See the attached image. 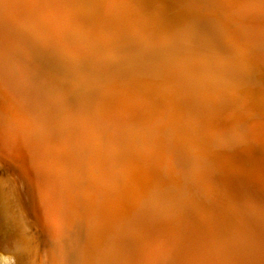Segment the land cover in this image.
Segmentation results:
<instances>
[{
    "label": "bare ground",
    "instance_id": "obj_1",
    "mask_svg": "<svg viewBox=\"0 0 264 264\" xmlns=\"http://www.w3.org/2000/svg\"><path fill=\"white\" fill-rule=\"evenodd\" d=\"M246 6L244 7L248 8V5ZM213 7L217 8L218 6L216 7L213 4ZM155 8L157 9L155 10ZM173 8L167 7L160 0H0V154L3 156L1 160L3 161L2 163L6 162L13 166L14 169L17 167L15 165L17 162L27 172L30 182L28 183L26 179H23L25 186L22 187L21 194L26 200L25 204H27L29 213L35 220L36 214L30 207L32 204H30L31 183L38 186L36 189H40L38 196L39 199H43V208L41 210H44V212L42 210L43 214L41 217H45L44 224H49L54 233L51 251H49L51 252L50 259L47 258L50 260V264H264V202L257 211L258 216L254 217V219L252 218V221L247 218L243 219L234 216L229 210H218L215 205L210 207L209 205L212 203L210 202L209 205L207 203L210 208L208 207L206 215L200 214L201 212L194 213L195 210L193 214H185L186 216L182 218L185 221L184 230H178L179 227L174 229L169 225L166 226L158 222L147 224L145 218L151 215L152 212L145 218L141 216L142 213L139 215L141 217L139 219L143 220V222L141 221L143 223L141 228H137L130 234L124 233L125 231L123 232L122 230L123 226L127 225V222L135 220L136 224L138 223V218L134 219L133 214H137L138 211L140 213L143 210L142 207H144L145 202L142 205L139 201L142 202L141 198L145 197L149 188L147 182L155 174L154 169L151 168L152 163L149 160L146 161V159L151 158L153 149L148 151L146 150L148 143H141L145 138L141 134V129H143L142 127L144 129L148 128L149 132L154 129L159 132L162 129V126L157 124V118L160 117L158 113L164 111L161 103L166 100L168 103L170 100L173 102V106H175L174 104H176V107L180 105V109H184L181 108V105L182 107L187 106L186 101L190 99H187L190 97L189 94H194V96H191L194 98L196 96L194 100L201 103L204 102V108L207 107L208 102H213L211 96L215 97V95L227 93L228 95L240 97L241 92L243 93L244 89L250 84L252 73H255V75L260 73L264 76V62L256 63L253 57L248 56L246 53H253L254 50L246 47L245 44L239 47L234 46L235 48L229 51L223 59L220 56L217 58L216 56L206 57L199 61L198 64H194L192 62L194 58H192L191 48L185 45L192 40V37L187 35L188 31L183 29L184 37L182 40L185 47L182 50H177L178 42L180 41L176 40L172 30L165 29L168 27L166 25L167 22L171 24L170 21H172L173 14L171 16L170 13L173 12ZM198 10L200 11L201 9ZM253 12L251 11L252 14ZM168 15L172 17L169 21L167 20L169 19L167 18ZM216 18L219 19V16ZM193 19L195 18L193 17ZM195 33L197 34L198 32ZM257 34L255 32L251 36L254 37ZM251 36L248 38L251 39ZM142 39L154 42L157 46L156 49H149L140 53L137 57L124 56V59L120 56L118 49V55L115 52L120 43L131 40L133 42H135L134 40L142 41ZM249 42L252 47H259L264 56V37H260L257 41L251 39ZM139 43V41L138 43L135 42L136 46L138 44V47H140L144 41L140 46ZM257 45L259 46L257 47ZM124 48L127 49V45ZM111 53L118 57L116 56L115 58ZM97 54L100 57H97ZM242 54L245 55L243 56ZM89 55L94 58L86 60ZM101 55H104V57L101 58ZM112 59L114 64L112 63L113 66L111 72H109L108 62ZM245 64H247V67ZM192 74H194L193 77L191 76ZM166 77L176 81L172 83L173 87L168 85L171 79L164 83ZM263 81L260 84H263ZM254 82L256 81L252 83ZM163 84H166L164 88ZM179 84L182 85L179 86ZM260 91L261 93L256 91L253 103L256 101L258 102L257 104L264 103V92L262 93L264 89ZM165 92L167 93L165 94ZM165 95H167V99ZM162 99L165 100L161 102ZM176 101L177 103H175ZM189 101L193 108V101ZM216 101L218 102V100ZM206 102L207 104H205ZM237 103L239 102L237 101ZM169 104L171 103H168V106ZM213 104L216 105L217 103L213 102ZM213 104L211 103L212 106ZM234 104L236 103L234 102ZM195 105L197 104L195 103ZM232 107H230V110ZM240 107L242 108V106ZM220 108L224 107L220 106ZM194 109L192 111H195ZM217 109L218 107L215 111ZM171 110L173 109L171 108ZM203 111L204 113L207 112L205 108ZM244 111L247 110L244 109ZM207 113L206 115L211 114ZM170 115H172V112ZM188 117L190 118L192 115ZM188 117L185 116L186 120ZM179 119L175 118V120ZM200 121L204 122V120ZM164 122L161 123L160 121L159 123L166 126L167 121L165 119ZM194 122H196V119H193ZM209 122L211 123V121ZM171 123L169 126L173 128ZM193 123L190 121V123L187 122L186 126H177L178 128L176 127V130H173L174 136L179 139L180 135H185L187 139L181 136L184 142L188 141V139L195 141L194 139H197V134L201 131H198L197 127L199 126ZM229 123L232 124L230 121ZM202 126H208V123L205 126L202 123ZM221 126L222 128L224 127L222 124ZM201 127H199L200 130H202ZM263 127V124H257L253 126V130L257 132ZM206 128H209V126ZM248 128L250 127L246 129ZM235 131H233L234 134ZM218 132L220 133L217 130L216 133ZM249 132L246 133L249 134ZM9 136L13 137V145L11 146H14L10 152L8 151L9 146L5 145ZM230 137L232 138V135ZM245 137L248 136L246 135ZM245 137L239 138L240 141L247 143ZM256 137L257 142L259 136ZM225 138L227 140V137ZM219 140L221 139L219 138ZM162 141L164 142V140ZM209 141L205 140L203 143L206 142L210 146L212 143L210 141V144ZM212 142L214 143V140ZM157 143L159 144V142ZM187 143L190 146V143ZM218 144L220 143L218 142ZM251 144L253 145L252 142L249 145ZM186 145V143L183 144V146ZM201 146L203 145L201 144ZM221 146L223 145L221 144ZM252 148H250L251 151L253 150ZM223 149L225 150L226 148L223 147ZM166 150L167 148L165 147L164 154ZM193 150L195 148L191 151ZM217 152L216 150V154H209L212 156L209 161L205 159L204 155L203 158L202 156L198 157L199 155L194 156V158L197 157L195 159L197 162L204 159L202 160L204 163L203 169H208L207 171H210L209 169L218 170L222 184L227 185V183L235 179V174L242 175L245 169L243 170L236 165L235 160H232L229 156L223 155V151ZM192 154L195 155L194 151ZM236 155L238 158L239 154L236 153ZM233 156L235 155L233 154ZM194 158L192 159L194 160ZM247 158L250 159V157ZM174 163H172L173 166H175ZM250 165L252 166V163ZM240 166L242 165L240 164ZM193 169L189 174L194 173ZM195 169H198V165ZM163 170L165 169L163 168ZM178 170L180 171L181 169ZM202 170L200 169V171ZM172 171L169 175L177 178L179 175H176L177 173H175L173 168ZM14 172H17L16 174L19 178L22 177L19 171ZM184 172H186V169ZM184 172L181 171L182 174ZM201 173L203 171L199 172V175ZM161 175L164 174L162 173ZM8 177V172L0 168V181H3L1 187H6ZM205 177L207 178V176ZM210 179L212 180V178ZM161 181L164 182L163 179ZM207 183H209L208 180ZM179 184L176 186H179ZM163 185L165 186V184ZM217 185L219 187L218 183L215 187ZM219 191L217 194H219ZM152 192L150 196H153ZM168 192L170 194V191ZM226 192L228 191L226 190ZM223 193L222 196H224ZM203 198L206 200L207 197ZM18 199L15 201L16 203ZM87 199L88 201H86ZM118 199H132L133 202L129 200L127 203H120L117 202ZM152 200L153 203L156 198ZM156 201H159L158 197ZM156 201L153 205L157 204ZM194 201L196 200L194 199ZM192 204L194 203L192 202ZM12 205L14 207V204L9 205L11 209ZM153 205L152 208H154ZM3 207L0 205V264H43L40 257L42 253L40 252V255H38L35 250L33 238L20 218L19 212L13 216L11 215L7 220L4 218ZM145 207L147 208V206ZM164 207L166 208V206ZM191 209H196V207ZM202 209V212H204L203 206ZM41 210L39 208V211ZM94 211L96 212L95 216L92 215ZM132 212L134 213L131 214ZM170 212L169 210V214H172ZM175 214L178 213L175 212ZM37 226L38 233L43 232V229H41L43 226L41 227L39 223ZM34 230L36 231V229ZM55 241H58L59 244H56ZM46 264L48 263L46 262Z\"/></svg>",
    "mask_w": 264,
    "mask_h": 264
},
{
    "label": "rangeland",
    "instance_id": "obj_2",
    "mask_svg": "<svg viewBox=\"0 0 264 264\" xmlns=\"http://www.w3.org/2000/svg\"><path fill=\"white\" fill-rule=\"evenodd\" d=\"M162 3H165L166 5H167V7H171V8H173V6H174V10H173V12L172 13H170V15L171 14H173V18L172 17H170V15H168L167 16V18H169V19H167L168 21L169 20H171V18H172V21H170V23L171 24H169V22H167V24L166 25H168V27H164L166 30H172V32H173V34H174V36H176V40L177 41H180V42H178V48H177V50H182L185 46H183V37H184V34H183V29L184 30H187L188 32H187V35H189V36H191L192 37V40H193V42H189L188 44H185L186 45V47H189V48H191V54H192V58H194L193 60H192V62L194 63V64H198L199 63V61H202V59L203 58H206V57H212V56H216V58L218 57V56H220L221 57V59H223V58H225L226 56H227V54H228V52L229 51H231L233 48H235L234 46H242L243 44H245L246 45V47H248V48H251V49H253L254 50V52L252 53V52H247L246 54L248 55V56H250L251 58L253 57V60H255V62L256 63H263L264 62V56H263V52H261L260 50L261 49H259V45H257V47L258 48H256L255 46L254 47H252V45H251V43L249 42V40H255V41H257V40H259V38L260 37H264V0H227V1H220V0H200V2H199V0L197 1V0H187V1H185V0H160ZM173 1V2H172ZM194 1V2H193ZM202 1V2H201ZM231 1V2H230ZM252 1V2H251ZM171 2H172V4H171ZM193 2V3H192ZM221 2V3H220ZM246 4H245V3ZM250 2V3H249ZM260 2V3H259ZM205 4V5H204ZM213 4H214V6H218L217 8H215V7H213ZM219 4H220V6H219ZM251 4H252V7H251ZM246 5H248V8H246L247 6ZM255 5V6H254ZM258 5V6H257ZM225 6V7H224ZM244 6H246V7H244ZM254 7H255V9H254ZM259 7V8H258ZM180 8V9H179ZM219 8V9H218ZM236 8V9H235ZM157 8H155V10H156ZM198 9H201L200 11L198 10ZM242 9H243V11H242ZM169 10V9H168ZM206 10H207V12H206ZM219 10V11H218ZM230 10V11H229ZM233 10V11H232ZM247 10V11H246ZM257 10V11H256ZM198 11V12H197ZM224 11V12H223ZM239 11V12H238ZM251 11L253 12V14L251 13ZM192 12V13H191ZM223 12V13H222ZM227 12V13H226ZM231 12V13H230ZM198 15V17H197V15ZM245 15H244V14ZM227 14V15H226ZM178 16L177 18H176V16ZM195 15V16H194ZM247 15V16H246ZM254 15V16H253ZM191 16V17H190ZM195 18V19H193V17ZM219 16V19L218 18H216V17H218ZM231 16V17H230ZM242 16V17H241ZM180 17H182L183 18V20H182V18L180 19ZM215 17V18H214ZM236 17V18H235ZM241 17V18H240ZM245 17H246V19H245ZM176 18V19H175ZM179 18V19H178ZM191 18H192V20H191ZM197 18H199V19H197ZM185 19V20H184ZM202 19V20H201ZM241 19V20H240ZM245 19V20H244ZM251 19V20H250ZM253 19H254V21H253ZM174 20V21H173ZM198 20H199V22H198ZM205 20V21H204ZM217 20V21H216ZM232 20V21H231ZM236 20V21H235ZM238 20V21H237ZM183 21V22H182ZM186 21V23H184ZM216 21V22H215ZM229 21V22H228ZM231 21V22H230ZM244 21V22H243ZM250 21V22H249ZM252 21V22H251ZM249 22V23H248ZM184 23V24H183ZM244 23V24H243ZM175 24V25H174ZM178 24V25H177ZM186 24H187V26H186ZM205 24V25H204ZM246 24V25H245ZM247 24H249V25H247ZM185 25V26H184ZM239 25V26H238ZM242 25V26H241ZM163 26H165V25H163ZM172 26V27H171ZM175 26H178V27H175ZM249 28H248V27ZM182 27V28H181ZM192 27V28H191ZM196 27V28H195ZM195 28V29H194ZM199 28V29H198ZM176 29V30H175ZM241 29V30H240ZM250 29V30H249ZM178 31V32H177ZM180 31V32H179ZM216 31V32H215ZM195 32H198L197 34L195 33ZM255 32H257L258 34L257 35H255L254 37H252L251 35L253 34V33H255ZM263 32V33H262ZM201 33V34H200ZM196 34V35H195ZM193 35V36H192ZM200 35V36H199ZM248 35V36H247ZM198 36V37H197ZM251 36V39L250 38H248V37H250ZM258 36V37H257ZM200 37V38H199ZM208 37V38H207ZM247 37V38H246ZM181 38V39H180ZM196 39H198V40H196ZM245 39H247V40H245ZM218 40V41H217ZM237 40V41H236ZM136 43H138V41L140 42L139 43V46L141 45V43H143V41H144V43L142 44L143 45V48H142V45L140 46L141 47V49H140V47H138V44H137V46H136V44H135V42H133V40H131V41H128V42H125V43H120V44H118V46H117V48H116V50H115V52L117 53V52H119L120 51V56L121 57H123L122 59H124V56H127V57H130V58H132V57H137V55H139L140 53H143V52H146V51H148L149 49H156V44L154 43V42H152V41H148V40H145V39H142V41L141 40H134ZM200 41H202V42H200ZM207 41H209V42H207ZM242 41V42H241ZM131 43H132V45H131ZM190 43H191V45H190ZM248 43V44H247ZM130 44V45H129ZM236 44V45H235ZM124 45V46H123ZM127 45V49L126 48H124L125 46ZM130 46V48H129V46ZM211 45H214V46H211ZM134 46H135V48L136 49H138V50H136L135 48H134ZM208 46V47H207ZM122 47V48H121ZM181 47V48H180ZM214 47V48H213ZM220 47V48H219ZM245 47V46H244ZM124 48V50L126 51H122V49ZM199 48V49H198ZM219 48V49H218ZM117 49L119 50V51H117ZM130 49V50H129ZM147 49V50H146ZM158 50H159V48H157ZM212 49V50H211ZM215 49V50H214ZM132 50H134V51H132ZM161 50V49H160ZM132 51V52H131ZM205 51V52H204ZM114 52V51H113ZM114 52V53H115ZM200 52V53H199ZM114 53H111L115 58H116V56L118 55V53H117V55H115ZM124 53V54H123ZM196 53V54H195ZM244 53V52H243ZM135 54V55H134ZM55 55H56V53H55ZM98 55V54H97ZM97 55H95V56H97ZM134 55V56H133ZM198 55H199V57H198ZM243 56L245 55V54H242ZM242 56V57H243ZM90 57V58H89ZM97 57H100V55H98ZM97 57H95V58H97ZM102 57H104V55L102 56L101 55V58ZM118 57V56H117ZM121 57H119V59H121ZM86 58V57H85ZM92 58H94L92 55H89L88 56V58H86V60L87 59H91L92 60ZM100 58V59H101ZM106 58V57H105ZM108 58H109V56H108ZM126 58V57H125ZM106 60V59H105ZM216 60V59H215ZM113 61V59L110 61L111 62V64H110V62H108L109 64H108V70L110 69V71L109 72H111V69H112V66H113V64H114V62H112ZM212 62V61H211ZM113 63V64H112ZM248 63V62H247ZM242 65H244L243 63H242ZM245 66L247 67V64H245ZM263 67V66H262ZM181 68V67H180ZM264 69V68H263ZM262 68H261V70H263ZM254 70V69H253ZM255 71V70H254ZM264 71V70H263ZM257 75H259V76H257ZM192 77L194 76V74H192L191 75ZM263 74H258V73H256V75H255V73H252L251 74V80H250V84H248V87L246 88V89H244V92L242 93L241 92V94H242V97H241V94H240V97H235V96H233V95H228L227 93L225 94V96H224V94H218V95H215V97H212L211 96V98H213V102H215V103H217L216 105L215 104H213V102L211 101V103L213 104V106L211 105V103H209L208 102V104H207V102L205 103V104H207V107H204L206 110H207V112H205L204 113V111H203V106H204V102H200V101H197V100H194V99H196V96H195V98L194 97H192V96H194V94H189L190 95V97H188L187 99H189V100H191V101H193L192 103H193V108L191 107V105H190V101L189 100H187L186 101V105L187 106H185V107H182V105H181V108H184V109H180V105H178V107H176V104H174L175 106H173V102L172 101H170L169 100V98H168V100H169V102L168 103H171V104H169V106H168V103L166 102V101H164L165 99H162L161 100V102L162 101H164V102H162L161 104H162V109H163V107H164V111H160L159 113H158V115L160 116V117H158L157 118V120H158V122H157V124H159L160 126H162L161 128V130L158 132V130H156V129H154V130H151L150 132H149V129L148 128H146V129H144V127H142L143 129H141V134H142V136L143 137H145L144 139H143V141H141V143L142 144H145V143H148V145H146L147 146V148H146V150H148V151H151L152 149V156H151V158H149V159H146V161H150L151 163H152V166H151V168L152 169H154V172H155V174H153V176L151 177V179L147 182L148 183V191H147V193H146V195H145V197H143V198H141V200H142V202H140L139 201V203H142V205L144 204V202H145V204L143 205L144 207L145 206H147V208L145 207H142V211H144V212H142V211H140V213H139V211H138V213L137 214H133L134 212H132L131 214H133V217H135L134 219H136V218H138V220L139 221H137L138 223L136 224V221L135 220H132L131 222H127V225H125V226H123L124 228H122V230H123V232L124 233H132L134 230H137V228L139 229V227L141 228V225L143 226V220H141V219H139V215L142 213V215L141 216H143L144 218L145 217H147V215H149V213L150 212H152V216L151 215H149V216H151V217H153L152 219H151V217H147V218H145V222H147V224L149 223V224H154V223H162V224H164V225H169L170 227H173L174 229H177L178 227L180 228H178V230H184V227H185V221H183L184 219H182V218H184L186 215V213L188 214V213H192L193 214V211H194V213H199V212H201L200 214H202V215H206V213H207V209H208V207L210 206V207H212L213 205H215V208L216 209H218V210H229V211H231V213H233V215L234 216H237V217H241V218H243V219H249V220H253L254 219V217H256V216H258V213H257V211H258V209L260 208V205H262V203L264 202V158H261V157H264V134H263V130H264V127H263V129H261V130H259V131H254L253 130V126L254 125H257V124H263L264 125V103H261V104H257L258 102L256 101L255 103H253L254 101H255V94H256V91L258 92V93H261V89L263 90L264 89V79H263ZM178 78V77H177ZM171 79V78H170ZM170 79H168V77H166L165 78V80H164V83H166L165 81H168V80H170ZM257 79V80H256ZM171 82H169L168 83V85H172V87H173V84L172 83H175L172 79L170 80ZM253 81H256V82H254V83H252ZM261 81H263V84H260V83H262ZM259 85H258V84ZM257 84V85H256ZM164 85H166V84H163V88H164ZM182 84H179V86H181ZM262 85V86H261ZM251 87H253L254 88V90H253V88H251ZM162 89V88H161ZM252 89V90H251ZM250 91V92H249ZM264 91H262V93H263ZM167 92H165V94H166ZM251 94V95H250ZM192 95V96H191ZM166 96L167 95H165V98H166ZM217 96V97H216ZM192 97V98H191ZM240 98H241V100H240ZM244 98V99H243ZM247 98H248V100H247ZM167 99V98H166ZM193 99V100H192ZM253 99V100H252ZM216 100H218V102L216 101ZM230 100V101H229ZM236 100V101H235ZM242 100H245V101H242ZM250 100H251V103H250ZM195 101H197V102H195ZM229 101V102H228ZM237 101L240 103H237ZM248 102V104H247V102ZM253 101V102H252ZM189 102V103H188ZM197 104V105H195V103ZM234 102L236 103V104H234ZM167 103V104H166ZM175 103H177V101L175 102ZM191 103V104H192ZM200 103V104H199ZM222 103V104H221ZM232 103V105H230V104ZM242 103V104H241ZM253 103V104H252ZM166 106H165V105ZM203 104V105H202ZM211 106H210V105ZM219 104V105H218ZM221 104V105H220ZM224 104H226L225 106H224ZM243 104H245V105H243ZM250 104H251V106H250ZM189 105V106H188ZM199 105H201L200 107H199ZM211 107H209V106ZM228 105H230V106H228ZM237 107H236V106ZM246 105H248L247 107H245ZM171 106V107H170ZM195 106V107H194ZM198 106V107H197ZM206 106V105H205ZM220 106H222V107H226L225 109L224 108H220ZM227 106H228V108H227ZM231 106H233L232 108H231V110H230V107ZM240 106H242V108L240 107ZM243 106H244V108H243ZM173 107H175V108H173ZM213 107V108H212ZM218 107V109H217V111H215V109ZM234 107H236V108H234ZM249 107H251L250 109H249ZM168 108V109H167ZM171 108L173 109V110H171ZM177 108H179V109H177ZM187 108V109H186ZM195 108V109H194ZM240 110H239V109ZM176 109V110H175ZM195 110V111H192V110ZM196 109H197V111H196ZM200 110V112H199V110ZM202 109V110H201ZM222 110V112H221V110ZM235 109V110H234ZM244 109L245 110H247V111H244ZM166 110V111H165ZM177 110H179V111H177ZM184 110V111H183ZM185 110H187V111H185ZM211 112H210V111ZM243 110V111H242ZM174 111H176V112H174ZM165 114H164V113ZM167 112V113H166ZM169 112V113H168ZM172 112V115H170V113ZM180 112H184V113H186V114H182V113H180ZM191 114H190V113ZM198 112V113H197ZM203 112V113H202ZM221 112V113H220ZM226 112H227V114H226ZM234 114H233V113ZM236 112V113H235ZM239 112V113H238ZM246 112V113H245ZM162 113V114H161ZM175 113V115L173 116V114ZM180 113V114H179ZM188 113V114H187ZM206 113L207 114H210V115H206ZM232 113V114H231ZM168 114V115H167ZM177 114V115H176ZM193 114H194V116H193ZM196 114V115H195ZM203 114H204V116H203ZM214 114V115H213ZM229 114V115H228ZM233 115V116H231V115ZM164 115V116H163ZM170 115V116H169ZM183 115H184V118H183ZM192 115V117H190V118H192V119H190L188 116H191ZM197 115H199V117H197ZM201 115V116H200ZM223 115V116H222ZM243 115V116H242ZM168 116V117H167ZM179 116V117H178ZM185 116H187L188 118H187V120H189V121H187L186 120V118H185ZM203 116V117H202ZM209 116H211V117H209ZM213 116V117H212ZM214 116H216V117H214ZM217 116H219V117H217ZM224 116H226L225 118H224ZM231 118H230V117ZM236 116V117H235ZM242 116V117H241ZM166 117V118H165ZM171 117V119H169ZM176 119H179L180 121H181V119H182V121L180 122L179 120H175V118ZM195 117H197V118H195ZM224 119H223V118ZM254 117H256V118H254ZM173 118V119H172ZM201 118H203V119H201ZM204 118H208L207 120L206 119H204ZM219 118V119H218ZM227 118V119H226ZM229 118V119H228ZM233 118H234V120H233ZM239 118V119H238ZM164 119H165V121H167V124H166V126L164 125L165 124V122H164ZM193 119H196V122H194L193 123ZM216 119V120H215ZM222 119V120H221ZM231 119V120H230ZM237 119V120H236ZM169 120V121H168ZM198 120V121H197ZM200 120H204V122L203 121H200ZM206 120V121H205ZM213 120V121H212ZM217 120H219L218 122H217ZM225 120H227L226 122H225ZM244 120V121H243ZM257 120H258V122H257ZM262 120V121H261ZM161 121V123L162 122H164V124H161V123H159ZM178 121V122H177ZM184 121V122H183ZM190 121L193 123V124H195L196 126H199V127H201V125H202V123H203V125L205 126L206 125V123H208V126H209V128H206V127H208V126H205V127H201V129L202 130H200V128L199 127H197V129H198V131H201V132H199L198 134H197V139H194L195 141H193L192 139H188V141L186 140L187 138L185 137V135H180L179 136V139L178 138H176V136H174L175 134H174V131L173 130H176V127L178 126H186V124H187V122L188 123H190ZM209 121H211V123H213V125H211V123L209 122ZM222 121V122H221ZM229 121L230 122H232V124L231 123H229ZM172 122V123H171ZM199 122V123H198ZM202 122V123H201ZM223 122H224V124H223ZM170 123L171 124H173V128H172V126L170 127L169 125H170ZM197 123V124H196ZM210 123V124H209ZM216 123V124H215ZM218 123V124H217ZM231 125H229V124ZM183 124V125H182ZM199 124H201V125H199ZM221 124L224 126L223 128H222V126H221ZM228 124V125H227ZM234 124V125H233ZM250 124V126H248ZM174 125H176V126H174ZM253 125V126H252ZM168 127V128H167ZM177 127V128H178ZM214 127V128H213ZM215 127H216V130H215ZM218 127V128H217ZM239 127V128H238ZM244 127V128H243ZM247 127H250V128H248V129H246ZM171 128V129H170ZM213 128V129H212ZM231 128V129H230ZM236 129V131H235V129ZM206 131H205V130ZM208 129V130H207ZM210 130V131H209ZM212 130H213V132H212ZM217 130L218 131H220V133L218 132V133H216L217 132ZM246 130V131H245ZM251 132V134H250V132ZM166 133H165V132ZM203 131H205V132H203ZM233 131H235V134L233 133ZM240 131V132H239ZM208 132V133H207ZM210 132H212V133H210ZM249 132V134H247V133ZM161 133V134H160ZM210 133V134H209ZM222 133H224V134H222ZM243 133V134H242ZM252 133H253V135H252ZM257 134V135H255V134ZM260 133V134H259ZM207 134H209V135H207ZM211 134H212V136H211ZM232 135V138L230 137L231 135ZM238 134H239V136H238ZM221 135V136H220ZM248 136V137H245V136ZM250 135V136H249ZM254 137H252V136ZM261 135V136H260ZM154 136V137H153ZM156 136V137H155ZM181 136L183 137V138H186L185 140H186V142H184V139H182L181 138ZM227 137V140H226V138L225 137ZM234 136V137H233ZM245 137L246 139H247V143H245V142H241L240 141V139L239 138H241V137ZM256 136H259L258 137V139H257V142H256V139L255 138H257ZM11 137V138H10ZM161 137V138H160ZM200 137V138H199ZM211 137V138H210ZM13 137L12 136H9L8 137V140L6 141V143H5V145H8L9 146V152L11 151V149H13V147L14 146H11V145H13V143H12V141H13V139H12ZM154 140H153V139ZM161 141H159L158 139ZM182 140H181V139ZM219 138L221 139V140H219ZM251 138V139H250ZM262 138V139H261ZM10 139H11V141H10ZM175 139V140H174ZM199 139H201V140H199ZM238 139V140H237ZM162 140H164V142L162 141ZM166 140H167V142H166ZM174 140V141H173ZM189 140H191V141H189ZM203 140V141H202ZM211 141V143H212V145H210L209 146V144H207L206 142L205 143H203L204 141ZM214 140V143L212 142ZM217 140V141H216ZM251 140H253V141H251ZM259 140V141H258ZM177 141V142H176ZM179 141V142H178ZM181 141H183L184 143H186L187 145L186 146H183V142H181ZM199 141V142H198ZM210 141H209V143H210ZM216 141V142H215ZM223 141V142H222ZM253 143V145L251 146V145H249L251 142ZM157 142H159V144L160 143H162V144H158ZM187 142H189L190 143V146H188L189 144L187 143ZM194 142H196V143H194ZM218 142L220 143V144H218ZM222 142V143H221ZM226 142H227V144H226ZM229 142H230V144H229ZM241 142V143H240ZM254 142H256V143H254ZM157 143V144H156ZM174 143V144H173ZM183 143V144H182ZM195 145H194V144ZM198 143V144H197ZM199 143H200V146H199ZM210 143V144H211ZM233 145H232V144ZM235 143V144H234ZM245 143V144H244ZM263 143V144H262ZM154 144V145H153ZM181 144V145H180ZM193 144V145H192ZM201 144L203 145V146H201ZM204 144H206V145H204ZM221 144L223 145V146H221ZM247 144V145H246ZM257 146H256V145ZM159 145V146H158ZM162 145H164V146H162ZM167 145V146H166ZM216 145H218V146H216ZM220 145V146H219ZM230 145V146H229ZM236 145V146H235ZM158 146V147H157ZM206 146V147H205ZM213 146H215V147H217V148H215V147H213ZM254 146V147H253ZM163 147V148H162ZM165 147L167 148V150H166V152H165V154L163 153L164 151H165ZM175 147V148H174ZM182 147V148H181ZM207 147H209L208 149H207ZM211 147V148H210ZM218 147H219V149H218ZM223 147H225L226 149L224 150L223 149ZM241 148V149H239V148ZM243 147V148H242ZM253 147V148H252ZM257 147V148H256ZM150 148V149H149ZM195 148V150H193L194 151V153H195V155H193L192 153H193V151H191L192 149H194ZM201 148V149H200ZM218 151L217 153H219V152H221V151H223V155H227V156H229L230 158H232V160H235V162H236V165H238L239 167H241L243 170H244V173L242 174V175H239V174H235V176H234V180H232V182H229V183H227V185H225L224 183L222 184V181H221V177L219 176V172H218V170L216 171L215 169H213V170H211V169H209L210 171H207V170H205V169H203V166H204V163H203V161L202 160H204V159H202V160H199V162H197L195 159H197V157L196 158H194V156H197V155H199L198 157H201L202 156V158H203V155H204V157H205V159H207L208 161L209 160H211L212 159V156L211 155H209L210 153L212 154V155H214V154H216L215 153V149ZM232 150H231V149ZM250 148H252L253 150H254V152H253V150L251 151V149ZM145 149V148H144ZM169 149V150H168ZM191 149V150H190ZM200 151L199 153H197L198 151ZM210 149V150H209ZM228 149H229V151H228ZM236 150V152H235V150ZM156 150V151H155ZM171 150H172V152H171ZM204 150H207V151H204ZM210 152H209V151ZM214 152H212V151ZM221 150V151H220ZM241 150V151H240ZM182 151V152H181ZM184 151V152H183ZM232 151V152H231ZM234 151V152H233ZM251 151V152H250ZM189 152V153H188ZM190 152H191V154H190ZM207 152V153H206ZM230 152H231V154H230ZM253 152V153H252ZM166 153H167V155H166ZM169 153V154H168ZM197 153V154H196ZM201 153H204V154H201ZM236 153H238L239 155H238V158H237V155H236ZM242 153V154H241ZM245 153H246V155H245ZM252 153V154H251ZM257 153V154H256ZM260 153V154H259ZM9 154V153H8ZM155 154V155H154ZM188 154V155H187ZM189 154H190V156H193V157H190L189 156ZM206 154V155H205ZM235 155V156H233L232 157V155ZM254 154H256V155H254ZM259 154V155H258ZM263 154V155H262ZM154 155V156H153ZM171 155V156H170ZM209 155V156H208ZM248 155V156H247ZM250 155H254V156H256V157H254V156H250ZM206 156H207V158H206ZM211 156V157H210ZM240 156H241V158H240ZM2 155L0 154V161H1V163H0V168H3V169H5L7 172H8V180L6 181V187L5 188H3V187H1V184H2V180L0 181V199H2L1 201H0V205L1 206H4L3 208H4V210H3V213H4V218H6L7 220H8V218H10L11 217V215L13 216L15 213L17 214V212H19V214H20V218L22 219V221L25 223V226L27 227V230H28V232L30 233V235H31V237L33 238V244L35 245V247H36V251L38 252V255H40V252L42 253L41 255H40V257H41V260L43 261V264H46V262L48 263V264H50V260H48L47 258H49V256H50V254H51V252H49V251H51V243H52V241H53V236H54V233H53V230H52V228H51V226L48 224L47 225V223L46 224H44L45 223V217L44 216H42L41 217V215L43 214V212H44V210H43V212H42V210H41V208H43V199L41 200V199H39V188L38 189H36L38 186L37 185H35V184H33V183H31V185H32V192L30 193V207H31V210L36 214V220L32 217V215L29 213V210L27 209V204H25V202H26V200L24 199V197H23V195L21 194L22 193V187L23 186H25V181H23V179L25 180H27L28 181V183L30 182L29 181V179H28V175H27V172L23 169V167H21L20 165H18V163L16 162L15 163V165L17 166L15 169H14V167L13 166H11L10 164H8V163H6V162H4V163H2L3 161L1 160L2 159ZM8 157V156H7ZM156 157V158H155ZM175 157V158H174ZM236 157V158H235ZM247 157H250V159L249 158H247ZM252 157H253V159H252ZM183 158H185V159H183ZM189 158H190V160H189ZM192 158H194V160L192 159ZM210 158V159H209ZM181 159V160H180ZM192 159V160H191ZM255 159V160H254ZM162 160V161H161ZM179 160V161H178ZM183 160H185V161H183ZM188 160V161H187ZM243 160V161H242ZM252 160V161H251ZM254 160V161H253ZM258 160H260V161H258ZM170 161H174V162H170ZM200 161H202V162H200ZM160 162H164V163H160ZM168 162V163H167ZM170 162V163H169ZM183 162H185V163H183ZM189 162V163H188ZM195 162V163H194ZM262 162V163H261ZM172 163H174V165L175 166H173V164ZM252 163V166L250 165ZM256 163V164H255ZM258 163H260V164H258ZM162 164V165H161ZM170 165V166H168V165ZM177 164V165H176ZM186 164V165H185ZM193 164V165H192ZM240 164L242 165V166H240ZM255 165V168H254V165ZM7 165V167H5ZM14 165V166H15ZM155 167H154V166ZM191 165H192V168H191ZM195 165V166H194ZM197 165H198V169H195V167H197ZM248 165V166H247ZM263 165V166H262ZM157 166V167H156ZM160 168H159V167ZM173 166V167H172ZM177 166H178V168H177ZM181 166V167H180ZM194 166V167H193ZM247 166V167H246ZM259 166H260V169H259ZM177 169H176V168ZM184 167V168H183ZM252 167V168H251ZM11 168V169H10ZM13 168V169H12ZM163 168L165 169V170H163ZM171 168V169H170ZM172 168L174 169V171H175V173H177L176 175L179 177H177V178H173L172 176H170L169 174H171V172H173L172 171ZM194 168V169H193ZM263 169V171H262V169ZM158 169H160V170H158ZM178 169H181L180 171L178 170ZM182 169H184V170H182ZM185 169H186V172H184L185 171ZM192 169H193V172L194 173H192V174H189L190 172H192ZM200 169L203 171V173H201L200 175H199V172H202V171H200ZM11 170V171H10ZM27 170V169H26ZM157 170V171H156ZM169 170V171H168ZM176 170H178L177 172H176ZM189 170H191V171H188ZM205 170V171H204ZM14 171H19V173H21L20 175L22 176V177H18V175L16 174L17 172H14ZM162 174H164V175H159V172ZM181 171H183L184 173H185V175H184V173L182 174L181 173ZM197 171V172H196ZM14 172V173H13ZM169 172V173H168ZM179 172V173H178ZM213 172H215V173H213ZM250 172V173H249ZM255 172V173H254ZM259 172V173H258ZM188 173V174H187ZM208 173V174H207ZM213 173V174H212ZM263 173V174H262ZM159 175V177H158V175ZM193 174H195L194 176H193ZM210 174V175H209ZM17 175V176H16ZM186 175H188L187 177H186ZM192 175V176H191ZM199 175V177H197ZM203 175V176H202ZM214 175V176H213ZM238 175V176H237ZM183 176V177H182ZM202 176V177H201ZM205 176H207V178L205 177ZM209 176V177H208ZM217 176H218V178H220V179H218L217 178ZM261 176V177H260ZM156 177V178H155ZM163 177H165V178H163ZM192 177H196V179H194V178H192ZM201 177V178H200ZM237 177V178H236ZM169 178V179H168ZM182 178V179H181ZM186 180H185V179ZM210 178H212V180L209 179ZM158 179V180H157ZM163 179V181L164 182H162L161 180ZM166 181H165V180ZM177 179V180H176ZM189 179V180H188ZM194 179V180H193ZM20 180V181H19ZM178 180H179V183H178ZM182 180H184L185 181V183H183L184 181H182ZM196 180H198V181H196ZM205 182V180H206V184L203 182V181ZM207 180H208V182L210 183H207ZM214 180V182L212 183V181ZM15 181H17L16 183H15ZM174 181V182H173ZM154 182V183H153ZM158 182H162V183H158ZM167 182V183H166ZM194 182V183H193ZM200 182V183H199ZM201 182H202V184H205V185H202L201 184ZM24 183V184H23ZM170 183H172V184H170ZM179 184V186H176V185H178ZM189 183V184H188ZM191 183V184H190ZM219 184V187H218V185L215 187V185L216 184ZM15 184V185H14ZM156 184V185H155ZM163 184H165V186L163 185ZM183 184H185V185H183ZM221 184V185H220ZM263 184V185H262ZM35 185V186H34ZM158 185H159V187H158ZM171 185V186H170ZM173 185V186H172ZM196 185V186H195ZM223 185V186H222ZM18 186H19V188H18ZM21 186V187H20ZM162 186V187H161ZM168 186V187H167ZM174 186H176V187H174ZM183 186H185V187H183ZM203 186H205V187H203ZM207 186V187H206ZM210 186V187H209ZM244 186V187H243ZM171 187V188H170ZM181 187H182V189H181ZM196 187V188H195ZM209 187V188H208ZM213 187V188H212ZM223 187V188H222ZM166 188H167V190H166ZM169 188V189H168ZM180 188V189H179ZM212 188V189H211ZM226 188H228V189H226ZM20 189V190H19ZM153 189V190H152ZM172 189V190H171ZM191 189V190H190ZM197 191H196V190ZM217 189V190H216ZM220 189H222V190H220ZM38 190V191H37ZM153 192H152V191ZM155 190V191H154ZM180 190V191H179ZM202 190V191H201ZM215 190V191H214ZM220 190V191H219ZM225 190V191H224ZM226 190L228 191V192H226ZM231 190V191H230ZM163 191V192H162ZM168 191H170V194H169V192ZM172 191H173V193H172ZM174 191H176V192H174ZM177 191H178V193H177ZM218 191H219V194H217L218 193ZM222 191V192H221ZM38 192V193H37ZM151 192H152V194H153V196H154V198H156V200H157V197H158V200L159 201H156V200H154V202L152 203V199H154L153 198V196H150L151 195ZM158 192V193H157ZM204 192H205V194H204ZM215 192V194L216 195H218V196H216L215 194H213ZM221 192V193H220ZM224 192V193H223ZM232 192V193H231ZM222 193H223V195L224 196H222ZM263 193V194H262ZM155 194V195H154ZM157 194V195H156ZM160 194V195H159ZM171 195V196H169V195ZM176 194H178L177 196H176ZM198 194H200V195H198ZM226 194V195H225ZM239 194V195H238ZM247 194V195H246ZM18 195V196H17ZM21 195V196H20ZM36 195H37V197H36ZM148 195H149V197H148ZM181 195H182V197H181ZM196 197H195V196ZM204 195V196H203ZM156 196V197H155ZM164 196H166V197H164ZM169 196V197H168ZM179 196V197H178ZM219 196H220V198H219ZM221 196H222V198H221ZM237 196V197H236ZM17 197V198H16ZM20 197V199H18ZM162 197V198H161ZM171 197V198H170ZM193 197V198H192ZM203 197H207L206 198V200H205V198H203ZM252 197V198H251ZM258 197H260V198H258ZM35 198V199H34ZM186 198V199H185ZM201 198V199H200ZM226 198V199H225ZM18 199V201H17V203L15 202L16 200ZM22 199V200H21ZM148 199V200H147ZM160 199H161V201H160ZM162 199H166V200H162ZM169 199H171V200H169ZM175 199V200H174ZM192 200V201H190V200ZM194 199L196 200V201H194ZM198 199V200H197ZM203 199V200H202ZM207 199L209 200L208 202H207ZM223 199V200H222ZM243 199V200H242ZM14 200V201H13ZM130 200V202H133L132 201V199H129ZM128 199H118V201L117 202H120V203H127V201H129ZM205 200V201H204ZM225 200V201H224ZM12 201H13V203H12ZM37 201V202H36ZM86 201H88V199L86 200ZM89 201H90V199H89ZM155 201H156V203L157 204H155V205H153L154 203H155ZM167 201V202H166ZM173 201H176V202H173ZM187 201V202H186ZM190 201V202H189ZM200 201H202V202H200ZM231 201V202H230ZM258 201V202H257ZM35 202V203H34ZM163 202H165V203H163ZM171 202V203H170ZM192 202L194 203V204H192ZM199 202V203H198ZM210 202H212L211 203V205H209L210 204ZM2 203H4V204H2ZM16 203V204H15ZM152 203V204H151ZM162 203V204H161ZM174 203V204H173ZM179 203H180V205H179ZM203 203H204V205H203ZM207 203H208V205H207ZM223 203H224V205H223ZM235 203V204H234ZM237 203V204H236ZM244 203H245V205H244ZM257 203V204H256ZM10 204H14V207H13V205H12V209L9 207V205ZM35 204V205H34ZM38 204H40V205H38ZM94 204H96V203H94ZM150 204V205H149ZM159 204V205H158ZM162 205V207H161V205ZM166 204V205H165ZM173 204V205H172ZM182 204V205H181ZM189 206H188V205ZM198 206H197V205ZM225 204H226V206H225ZM259 204V205H258ZM134 205V204H133ZM133 205H131L132 207H134ZM152 205H153V207L155 208V207H158V208H152ZM166 206V208L164 207V206ZM171 205V206H170ZM175 205H179L178 207L177 206H175ZM192 205V206H191ZM200 205V206H199ZM203 206V208L205 209L204 210V212H202L203 211V209H202V206ZM229 205V206H228ZM232 205H234V206H232ZM251 205H253V206H251ZM150 206V207H149ZM159 206H160V208H161V210H160V208H159ZM225 206V207H224ZM242 206H244V207H242ZM248 206V207H247ZM189 207V208H188ZM196 207V209L198 208V210H196V209H191V208H195ZM209 207V208H210ZM214 207V206H213ZM250 207H251V209H250ZM15 208V209H14ZM39 208H40V210L41 211H39ZM151 208V209H150ZM201 210H200V209ZM214 208V209H215ZM237 209V212L235 213V211H236V209ZM247 210H246V209ZM253 208H254V211H253ZM11 209V210H10ZM20 209V210H19ZM153 209H154V212H153ZM239 209H241V210H239ZM243 209V210H242ZM21 210H22V212H21ZM28 210V211H27ZM146 210V211H145ZM152 210V211H151ZM159 210V211H158ZM169 210L171 211L170 213H172V214H169ZM184 210V211H183ZM234 212H233V211ZM249 210V211H248ZM252 210V211H251ZM8 211V212H7ZM39 211V212H38ZM158 211V212H157ZM177 211H179V212H177ZM182 211V212H181ZM190 211H192V212H190ZM196 211H198V212H196ZM245 211V212H244ZM248 211V212H247ZM256 211V212H255ZM11 212V213H10ZM37 212V213H36ZM168 212V213H167ZM175 212L176 213H178V214H175ZM13 213V214H12ZM22 213V214H21ZM40 213V214H39ZM135 213H136V211H135ZM147 213V214H146ZM162 213V214H161ZM167 213V214H166ZM180 213H183V214H180ZM235 213V214H234ZM243 213V214H242ZM25 214V215H24ZM159 214V215H158ZM161 214V215H160ZM237 214V215H236ZM252 214V215H251ZM8 215V216H7ZM92 215H96V212L94 211L93 212V214ZM138 215V216H137ZM181 217H180V216ZM248 215V216H247ZM132 216V215H131ZM173 216H174V218H173ZM177 216V217H176ZM243 216V217H242ZM32 217V218H31ZM142 217V218H143ZM170 217V218H169ZM181 219H180V218ZM28 218V219H27ZM42 218V219H41ZM141 218V217H140ZM143 218V219H144ZM157 218V219H156ZM175 218H176V220H175ZM179 218V219H178ZM253 218V219H252ZM151 219V220H150ZM155 219V220H154ZM173 219V220H172ZM30 220V221H29ZM34 220H35V222H34ZM44 220V221H43ZM165 220V221H164ZM179 222H178V221ZM180 220H181V222H180ZM142 221V222H141ZM148 221H152V222H148ZM175 221V222H174ZM37 222V223H36ZM39 223V225L42 227L41 229H43V232H40V233H38L39 232V230L37 229V224ZM181 223V224H180ZM183 223V224H182ZM34 224V225H33ZM36 224V225H35ZM129 224V225H128ZM178 225V226H177ZM33 226H34V228H33ZM129 226V227H128ZM134 226V227H133ZM137 226V227H136ZM36 227V228H35ZM136 227V228H135ZM34 229H36V231L34 230ZM30 230V231H29ZM34 230V231H33ZM121 230V231H122ZM35 232V233H34ZM51 233V234H50ZM44 235V236H43ZM47 236V237H46ZM44 238V239H43ZM36 240H37V242H36ZM40 240V241H39ZM43 243H42V242ZM55 243L56 244H59V242L58 241H55ZM37 244V245H36ZM47 246V247H46ZM48 246H50V247H48ZM47 248V249H46ZM50 249V250H49ZM48 250V251H47ZM49 253V254H48ZM50 259V258H49Z\"/></svg>",
    "mask_w": 264,
    "mask_h": 264
}]
</instances>
